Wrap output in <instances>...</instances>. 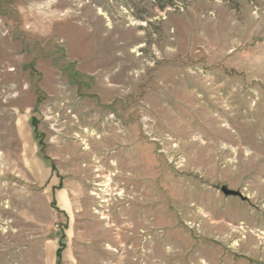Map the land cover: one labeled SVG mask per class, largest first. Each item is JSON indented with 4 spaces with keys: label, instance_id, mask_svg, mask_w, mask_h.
Wrapping results in <instances>:
<instances>
[{
    "label": "rangeland",
    "instance_id": "obj_1",
    "mask_svg": "<svg viewBox=\"0 0 264 264\" xmlns=\"http://www.w3.org/2000/svg\"><path fill=\"white\" fill-rule=\"evenodd\" d=\"M0 264H264V0H0Z\"/></svg>",
    "mask_w": 264,
    "mask_h": 264
},
{
    "label": "trees",
    "instance_id": "obj_2",
    "mask_svg": "<svg viewBox=\"0 0 264 264\" xmlns=\"http://www.w3.org/2000/svg\"><path fill=\"white\" fill-rule=\"evenodd\" d=\"M181 1H182V4L185 5L186 2L190 0H155V3H156V7L158 8V10L165 11L167 8L175 7L176 4L178 3L180 4ZM138 19L143 20V18H138Z\"/></svg>",
    "mask_w": 264,
    "mask_h": 264
},
{
    "label": "water",
    "instance_id": "obj_3",
    "mask_svg": "<svg viewBox=\"0 0 264 264\" xmlns=\"http://www.w3.org/2000/svg\"><path fill=\"white\" fill-rule=\"evenodd\" d=\"M221 192L226 196V197H235V198H240L242 201H247L248 199L243 196L241 192L238 191H233L229 190L226 187H223L221 189Z\"/></svg>",
    "mask_w": 264,
    "mask_h": 264
}]
</instances>
